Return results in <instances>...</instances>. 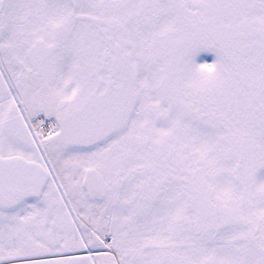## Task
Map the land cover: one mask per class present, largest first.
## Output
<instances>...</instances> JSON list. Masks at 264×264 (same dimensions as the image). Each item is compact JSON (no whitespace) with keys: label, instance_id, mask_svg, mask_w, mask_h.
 <instances>
[{"label":"snow or ice","instance_id":"obj_1","mask_svg":"<svg viewBox=\"0 0 264 264\" xmlns=\"http://www.w3.org/2000/svg\"><path fill=\"white\" fill-rule=\"evenodd\" d=\"M0 264H264V0H0Z\"/></svg>","mask_w":264,"mask_h":264},{"label":"flooded vegetation","instance_id":"obj_2","mask_svg":"<svg viewBox=\"0 0 264 264\" xmlns=\"http://www.w3.org/2000/svg\"><path fill=\"white\" fill-rule=\"evenodd\" d=\"M201 58H205L207 60H213L214 59V55L211 53H201Z\"/></svg>","mask_w":264,"mask_h":264},{"label":"rangeland","instance_id":"obj_3","mask_svg":"<svg viewBox=\"0 0 264 264\" xmlns=\"http://www.w3.org/2000/svg\"><path fill=\"white\" fill-rule=\"evenodd\" d=\"M203 60H207V59H205V58H202ZM208 62H211L212 60H207Z\"/></svg>","mask_w":264,"mask_h":264}]
</instances>
